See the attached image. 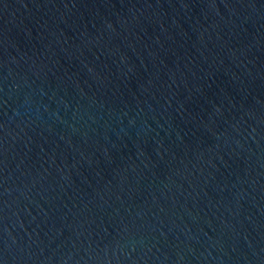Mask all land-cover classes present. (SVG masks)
Returning <instances> with one entry per match:
<instances>
[{
  "label": "water",
  "instance_id": "obj_1",
  "mask_svg": "<svg viewBox=\"0 0 264 264\" xmlns=\"http://www.w3.org/2000/svg\"><path fill=\"white\" fill-rule=\"evenodd\" d=\"M0 264H264V0H0Z\"/></svg>",
  "mask_w": 264,
  "mask_h": 264
}]
</instances>
